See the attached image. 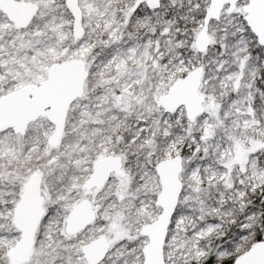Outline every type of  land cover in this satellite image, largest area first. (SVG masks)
I'll use <instances>...</instances> for the list:
<instances>
[{"label":"snow or ice","instance_id":"snow-or-ice-1","mask_svg":"<svg viewBox=\"0 0 264 264\" xmlns=\"http://www.w3.org/2000/svg\"><path fill=\"white\" fill-rule=\"evenodd\" d=\"M0 264H264V0H0Z\"/></svg>","mask_w":264,"mask_h":264}]
</instances>
